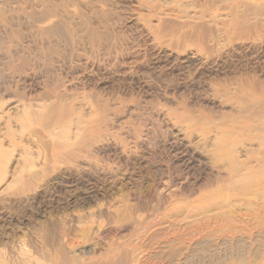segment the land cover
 Wrapping results in <instances>:
<instances>
[{
  "label": "rangeland",
  "instance_id": "rangeland-1",
  "mask_svg": "<svg viewBox=\"0 0 264 264\" xmlns=\"http://www.w3.org/2000/svg\"><path fill=\"white\" fill-rule=\"evenodd\" d=\"M0 108V264H264V0H0Z\"/></svg>",
  "mask_w": 264,
  "mask_h": 264
},
{
  "label": "bare ground",
  "instance_id": "bare-ground-1",
  "mask_svg": "<svg viewBox=\"0 0 264 264\" xmlns=\"http://www.w3.org/2000/svg\"><path fill=\"white\" fill-rule=\"evenodd\" d=\"M5 24H7L8 25V23H5ZM10 27V26H9ZM17 33V35L19 34L18 32H16ZM16 33L14 32V34H13V36L14 35H16ZM18 36H20V35H18ZM15 37H17V36H14V38ZM21 37V36H20ZM20 40V39H19ZM18 42V41H17ZM20 43V42H19ZM1 45H2V47H3V49H5V52H4V54H6V56H7V58H8V62L7 63H11V60H12V58H13V56L15 55H13L12 56V54H11V49L10 48H6V47H4L3 46V44L1 43ZM10 47V46H9ZM13 47V46H12ZM15 48V47H14ZM16 49V48H15ZM13 52V51H12ZM14 53V52H13ZM14 59V58H13ZM13 61H15V60H13ZM22 61V60H21ZM8 65V64H7ZM18 70V69H17ZM6 92H7V90H6ZM13 96V95H12ZM4 106H2L1 108H3ZM0 108V109H1ZM15 108V106H13L12 108H10V109H14ZM49 107H48V105H40V106H37L36 108H30V107H26V108H23V110H22V112H21V116H19L18 118H17V121L20 123V121H21V119H22V117L23 118H25V119H28V121L29 120H31V119H29V118H32V120L35 122V123H37L38 125H40V124H42V123H44L45 122V115H46V113L48 112L47 111V109H48ZM9 109V110H10ZM8 110V111H9ZM50 113H49V117H51V111H49ZM27 117V118H26ZM6 135H8V131H7V133H6ZM251 139V138H250ZM254 138H252V140H253ZM256 139V138H255ZM258 139V138H257ZM256 139V140H257ZM261 139V138H260ZM261 140H264V139H261ZM235 142V141H234ZM24 155L23 156H21V159H22V161H23V163H25V165H28L30 162H32L33 161V159H31V157H30V154L29 153H27V152H24L23 153ZM25 167V166H24ZM29 171V170H28ZM28 171L26 170L25 171V169L24 168H20V170L18 171V173L16 174V178H15V181H18V180H21L27 173H28Z\"/></svg>",
  "mask_w": 264,
  "mask_h": 264
}]
</instances>
